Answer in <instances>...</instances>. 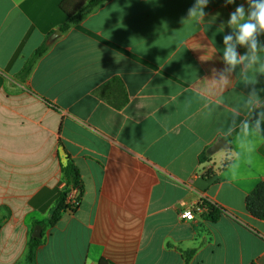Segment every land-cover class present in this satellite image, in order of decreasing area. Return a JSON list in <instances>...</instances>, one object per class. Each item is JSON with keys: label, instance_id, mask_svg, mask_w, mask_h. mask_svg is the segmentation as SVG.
Instances as JSON below:
<instances>
[{"label": "crops", "instance_id": "crops-1", "mask_svg": "<svg viewBox=\"0 0 264 264\" xmlns=\"http://www.w3.org/2000/svg\"><path fill=\"white\" fill-rule=\"evenodd\" d=\"M63 1L0 0V264H27L37 226V264H264V221L246 209L264 183V74L223 61L246 0H209L200 23L195 0H109L50 42ZM67 157L84 191L48 226Z\"/></svg>", "mask_w": 264, "mask_h": 264}, {"label": "trees", "instance_id": "trees-1", "mask_svg": "<svg viewBox=\"0 0 264 264\" xmlns=\"http://www.w3.org/2000/svg\"><path fill=\"white\" fill-rule=\"evenodd\" d=\"M109 0H64L60 8L67 15L68 22L60 27L61 33H67L73 26L83 22L89 15L96 12L102 6H104ZM49 46L47 43L43 44L38 48L33 56L27 61L24 69L23 76H28L36 62L48 52ZM115 82L120 83L119 80ZM127 101V100H126ZM126 101L123 103L125 104ZM260 113L264 117V104L259 108ZM231 138H228L230 140ZM62 178L64 182V188L57 199L52 211L50 219L48 220V226H53L56 224L62 212L68 210L70 207L67 205V198L69 194L78 189L81 192V196L84 191V185L81 178V174L75 163L70 157L66 158V162L62 165ZM202 206L206 208L207 214L205 218L211 217L212 220H216L220 215L215 207L209 205L205 201H202ZM246 209L247 211L257 219L264 221V183H261L257 188L247 197L246 199ZM40 239L32 238L29 244V250L26 256L27 264H37V250L41 245ZM193 253H190L192 255ZM101 264H108L103 261Z\"/></svg>", "mask_w": 264, "mask_h": 264}, {"label": "clouds", "instance_id": "clouds-1", "mask_svg": "<svg viewBox=\"0 0 264 264\" xmlns=\"http://www.w3.org/2000/svg\"><path fill=\"white\" fill-rule=\"evenodd\" d=\"M209 0H195L194 5L188 9L187 17L196 23L204 21L206 13L204 8ZM226 4H233L235 0H225ZM248 8L240 4L230 13L228 26L232 29L231 34L223 36V61L227 66L224 71H234L237 66L243 65L244 69H250L254 65L261 64L260 72L264 74V63L258 53L264 52V45L259 44L258 37L264 34V0H246ZM237 45L246 47L247 52L243 55L237 52ZM224 71L219 73L218 83L227 85L228 78ZM255 83V81H250ZM252 95H255L253 91ZM251 102V101H250ZM243 131L247 133L248 123H243ZM251 151V149H249ZM235 178L236 172H231Z\"/></svg>", "mask_w": 264, "mask_h": 264}, {"label": "built area", "instance_id": "built-area-1", "mask_svg": "<svg viewBox=\"0 0 264 264\" xmlns=\"http://www.w3.org/2000/svg\"><path fill=\"white\" fill-rule=\"evenodd\" d=\"M80 196H81V192L76 189L73 190L68 198H67V205L70 207L68 210L69 211H75L79 205H80ZM199 211L200 212H204L206 211V208L202 206V204L199 205ZM180 217L183 220L186 221H193L195 219V213L192 210H184L180 213Z\"/></svg>", "mask_w": 264, "mask_h": 264}, {"label": "water", "instance_id": "water-1", "mask_svg": "<svg viewBox=\"0 0 264 264\" xmlns=\"http://www.w3.org/2000/svg\"><path fill=\"white\" fill-rule=\"evenodd\" d=\"M61 32L60 31H56L50 39V42L53 41L57 36H60ZM262 116V114L260 113V111L256 110L252 116V119L255 120L257 118H260ZM225 146H227V142L223 139L221 141H219L215 146L212 147V152H217L219 150H221L222 148H224ZM33 238L35 239H42V228L41 226H37L35 228V231L33 233Z\"/></svg>", "mask_w": 264, "mask_h": 264}]
</instances>
